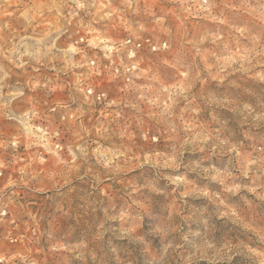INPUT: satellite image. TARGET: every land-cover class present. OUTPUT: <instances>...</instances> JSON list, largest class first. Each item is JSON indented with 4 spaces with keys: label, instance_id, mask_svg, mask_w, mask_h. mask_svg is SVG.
<instances>
[{
    "label": "rangeland",
    "instance_id": "rangeland-1",
    "mask_svg": "<svg viewBox=\"0 0 264 264\" xmlns=\"http://www.w3.org/2000/svg\"><path fill=\"white\" fill-rule=\"evenodd\" d=\"M0 264H264V0H0Z\"/></svg>",
    "mask_w": 264,
    "mask_h": 264
},
{
    "label": "built area",
    "instance_id": "built-area-1",
    "mask_svg": "<svg viewBox=\"0 0 264 264\" xmlns=\"http://www.w3.org/2000/svg\"><path fill=\"white\" fill-rule=\"evenodd\" d=\"M124 44L126 45H130L131 48H134L135 50H141V49H149V50H157V49H160L162 47H166V42L162 43V44H156L152 38L150 37H145L141 40H138V41H133L132 38H128ZM130 67L127 68V71H130ZM90 93H92V89L89 90ZM104 94H97V98L99 100L102 99Z\"/></svg>",
    "mask_w": 264,
    "mask_h": 264
}]
</instances>
